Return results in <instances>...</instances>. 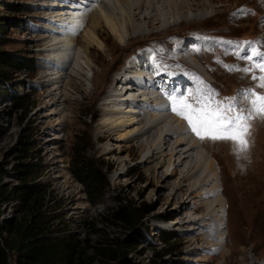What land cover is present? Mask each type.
<instances>
[{"label": "rangeland", "instance_id": "1", "mask_svg": "<svg viewBox=\"0 0 264 264\" xmlns=\"http://www.w3.org/2000/svg\"><path fill=\"white\" fill-rule=\"evenodd\" d=\"M84 1L91 2L0 0V51L20 63L17 69L0 68V185L8 191L13 187L21 188L25 183L34 189L35 198L21 209L15 202L1 204V220L25 223L32 218L39 226L49 227L43 237L47 241L71 239L77 242L78 251L83 257H89L86 260L89 264L117 263V259L111 260L112 257L93 255L92 247L99 244L103 248L111 241L116 243V250L122 252L120 264H264V118L252 120L250 136V144L258 140L253 154H263L255 161H249L246 170L241 169V180L234 176L238 166L231 159L226 160L225 156L231 152H222L224 144L225 147L233 144L196 138L188 130L186 121L171 111L169 100L168 110L176 120L182 121L186 132L181 138L189 137L190 144L197 143V148L189 154L200 153L203 157V166L195 175L189 176L190 180L182 179L184 166L178 167L174 175L164 177L163 167L155 169L154 163L146 162L153 153L124 137L133 123L123 124L121 128L114 125L118 128L113 129V135L107 140L101 139L110 127L105 120L106 112L110 109L127 111V105L123 104L128 103L118 102V96L125 93V86H133L121 76L134 60H140L145 68L165 73L169 80L165 81V76L158 74L159 79L166 87L180 85L184 96L196 93L188 84L192 78L198 84L197 89L214 91L217 100L236 98L237 110L248 109V101L239 95L250 88L264 92L252 78V73L261 74L256 73L255 68L252 73L240 74V68H251L252 65L247 64L240 52L237 56L241 60L235 61L238 66L234 59L238 45L241 47L245 41L259 45L258 41L264 39V0H173L171 3L148 0L151 7L144 12L152 20L160 21L162 27L174 23L179 26L165 33L154 31L144 39H130L125 45H118L107 31H103L101 51H92L93 62L88 64L79 45L65 46L62 59L66 55L71 67L81 68L87 82L76 79L68 90L63 91L65 96L52 104L46 91L52 97H58L60 90L41 84L40 78L52 72L49 66H42L43 59L51 58L44 52V45L51 38L42 39L49 36L52 27L57 28L59 18L68 21L71 13H74L73 18L84 14ZM94 2L90 13L100 9L99 0ZM70 4L79 8L66 9ZM8 5L11 7L7 8ZM60 12L63 15H59ZM111 17L119 20L117 13ZM75 33L81 38L84 30ZM215 38L232 40L234 52L226 56L224 43ZM175 46L183 49L182 61L178 60L182 50L178 51ZM259 49L264 50V47ZM105 67H112V77L119 78L120 82L100 77L98 85L94 86L91 79L97 74L101 76ZM187 70L201 74L207 81H197L191 72L190 77L185 75ZM66 72L70 73V69ZM244 75L249 79L243 78ZM127 94L126 98H130ZM138 96L136 94L135 99ZM121 116L132 117L130 113ZM177 135L166 138L169 142L162 148L165 154L170 153ZM189 143L177 149L184 150ZM81 148H87L86 158L102 167L108 183L106 195L95 206L87 202L82 186L69 172L71 155ZM211 159L217 170L215 181L206 170ZM24 166H27V173H19ZM205 174L211 183L196 185L198 177L201 179ZM23 178L24 182L21 181ZM178 184L181 191L176 189ZM213 186L219 190L216 196L210 193ZM194 190L197 195L189 196L188 192ZM205 192L210 196L203 198ZM217 199L224 205L220 212L213 206L215 218H220L221 223L220 227L215 225L214 231L225 238L219 251L212 252L217 242L212 240L205 245L209 230L196 234L197 230L192 227L205 220L206 205L209 207ZM193 201L197 203V211L192 210L193 205H188ZM186 204L187 208H184ZM120 207H125L127 214L136 212L137 222L132 228L116 220L114 212ZM162 235L166 236L165 241ZM12 237L5 235L7 244ZM7 254L8 264H13L14 254L10 251Z\"/></svg>", "mask_w": 264, "mask_h": 264}, {"label": "bare ground", "instance_id": "2", "mask_svg": "<svg viewBox=\"0 0 264 264\" xmlns=\"http://www.w3.org/2000/svg\"><path fill=\"white\" fill-rule=\"evenodd\" d=\"M88 1H91V2L88 3L84 1V4H85V6L83 7L84 14H80L76 18H73L72 16L74 13L73 14L71 13L72 16L67 18L68 21L65 18L64 19L59 18L58 20L59 27L58 26L57 28L52 27V31H49V36H45L42 39V40L44 39L46 40V38L48 39L51 38L48 41V43L44 45L45 47L44 52L47 53V56L51 58H49L48 60H46L47 58L43 59L42 66L43 64L44 66L45 65L49 66L52 72L49 74L46 73L40 78V81L42 82L41 84L45 86L49 84L52 88H55L54 90H60V93H58L59 94L58 97H52V94L49 93V91H46V94H48V96L51 97L49 100L52 102V104H57L59 102L60 98H62L64 95L63 91L68 90L69 87L75 83L76 79L81 80L82 82L83 80L84 82H87L86 74L81 70V68L75 69L74 66L71 67L70 58H68L66 55H64L62 59V55L64 54V51L66 49L65 46H69V44H73V43L76 45H79L83 53V58L87 61V64H88V63L93 62V56L91 52L92 51L97 52L98 50L101 51L102 44L100 41V37H101L100 35L103 31H107L113 37L114 42L118 43V45H125L126 42L130 39L131 40L144 39L146 36L150 35L154 31L158 33H163V32L165 33V32L170 31L171 28H174L175 26H179L178 24L174 23V25L167 24L162 27L160 24V21L155 22V20H152V17L148 16L144 12L145 10H147L148 8L150 9L151 7L150 6L151 1L149 2L148 0H99L100 9L97 10L96 12H91L92 15H90L91 14L90 10L91 8H93L92 3L94 1H95L94 3H96L98 2V0L97 1L88 0ZM163 1H167L168 3L173 0H163ZM176 1H179V0H176ZM189 1H193V0H189ZM87 7H90V9L86 10ZM74 8H79V7H77L76 5L71 6V4L66 7V9H69V10H72ZM133 11H135L136 13H133ZM85 13L86 15L87 14L88 15L86 16ZM114 13H117V15L119 16V20H114L111 17L112 14ZM61 14L63 15L62 12L59 13V15ZM79 17H81V19H79ZM133 23L136 25L134 26ZM81 29L82 31L84 30V34L82 35L81 38H78L76 37L75 32L78 33V31H80ZM254 44L255 45L250 50L251 53L253 49H255L258 52L262 51V53H264V50L259 49L260 47L259 45H257L256 43ZM114 47H116L115 48L116 50L118 49L117 45H114ZM176 49L179 51V49L181 48L178 49V46H177ZM189 49H191V47ZM181 50L182 51H180L181 53L179 54L180 57L178 58L179 61H182L181 59L183 57V49ZM115 51H112V52L114 53ZM189 52H190L189 54L192 55V51H189ZM250 52H247V51L240 52V56L242 55L241 57L244 58L247 64L253 65L254 63L261 62V57L259 56L254 57L252 61L247 60L244 54L246 53L250 55ZM56 58H58V60H56ZM69 69H70V73H67L66 71ZM141 69H142L141 61L134 60L133 62H130L129 65L125 67V69L122 71L123 76H121V79L130 81L133 83V86H125L126 91L129 90L127 91L128 94L125 91V93L119 94L122 96H118L119 97L118 102L126 101L128 103V104H123V105H127L125 109L127 111L124 112V111H119L115 109L114 110L110 109L106 112L107 118H105V120L108 121V125L110 127L109 129L103 132V134L101 135V139L103 140L109 139L111 137V134L114 128H118V127L121 128V125L123 124L126 125V123H129V122L133 123L132 129L126 132L124 137L126 140L129 139L131 142L136 143L139 148H144L147 152L153 153L150 158L146 159V162L154 163L155 169L163 167L164 177L168 174L169 176L174 175L177 172L176 169L178 167L184 166L185 171L181 172V174H182V179H185L186 181L189 179V176L191 175L193 176L195 175V173L198 172V170L200 169L199 167L203 164V157L200 153H197L194 156L189 154L190 151L197 148L196 146L197 143L195 144L192 142L190 144L187 139L189 137L181 138V136L184 135V133H186L184 131V127H182V121L176 120L174 116L167 118L164 115V110H162L158 105L155 104L156 100L154 96H151L147 88L144 86L145 85L144 73L142 72L143 69L142 70ZM111 71H112V67H105L104 73H102L101 76H99L98 74L94 75L93 78L91 79V83H93L94 86H97L99 82L98 78L100 77L102 80L104 79L106 81L111 80L112 82H116V83L120 82L119 78L112 77ZM188 71L191 72V75H193L197 79V81H200L202 83L207 81L206 77H203L201 74H197L194 71H190V70ZM145 72H147V74L149 73L147 69L145 70ZM239 72L240 74L245 73L244 71H242V68L239 69ZM255 72L261 74L258 69H255ZM243 78L249 79V76L247 77L246 75H244ZM248 79H246V81ZM150 80L156 84V90L160 91L162 95L164 96V98L166 99L167 109L169 107V103H168L169 95H175V96L184 95L183 89L180 85L176 86V84H174L173 87H166V83L163 82L161 79H159V75L156 73H154V75L150 77ZM141 85H143V88L140 87ZM250 89L255 90V88H250ZM130 90L138 94L139 98L135 99L136 94L134 95ZM257 92L260 94H264V92H260V91H257ZM125 94L129 95L130 98H126ZM61 100L63 101L65 100V98ZM239 102H240V99H239ZM127 113H130L132 117L129 116L128 118L127 117L124 118V116H121V115H126ZM167 119H168V122H167ZM114 125H118V127H115ZM161 130L162 132H164V134L161 132ZM257 130L258 128L256 129V131ZM175 134H178V135L176 136V140L173 143V147L170 149L169 154H165L164 149L162 148L164 145H166L169 142V141L167 142L166 138L168 136L173 137V135ZM253 138L255 139L256 136L254 135ZM257 141L258 140L256 139L254 144H250L249 150L246 153H241V154H238L236 151H234V146L228 147V145H226L227 147H225L224 146L225 144L224 145L220 144V145H223L222 148L224 150L222 149V152H227V153L231 152L230 155L227 154L225 156L227 157L226 160L231 159L232 163L238 166L236 169H234L235 170L234 176L236 177V180H241L242 172L240 173V171L241 169L243 170L247 169V167L249 166V161H255V159H257L263 154V153H260L259 156H256L253 154L254 147ZM186 143H189V146L187 148H185L184 150L177 149ZM151 149L152 151H149ZM220 149L221 148H218L217 150H220ZM214 153L215 151L213 152V156H214ZM173 165H175V167L170 171ZM206 170L207 172H209V175L213 176V181H215L216 179L215 172L217 170L215 171L214 162L212 159L209 161ZM206 174L205 176L203 175L201 179L198 177L196 185L203 186L207 184L208 182H210ZM176 189L178 191L179 190L181 191V185L178 184ZM196 190L190 191V192L187 191V192L189 193V196H192L194 194L197 195ZM210 193L213 196H216L219 193V190L216 186H213ZM208 195L210 196L209 193L205 192L202 195V197L205 198ZM198 197L200 198L201 195L198 194ZM179 199L183 200V196H180ZM189 204H191V206L193 205L192 207L193 211L198 210L197 203L193 201V202H188V205ZM223 205L224 204L222 203L220 199H217V201H215L214 203L212 202L209 207L208 205H206L207 207H205L206 208L205 211L207 214L204 216L205 218L203 217L205 220L200 221V223H196L195 226L192 227V230H197L196 234L205 233L204 231L209 230V233H208L209 236L205 240V245H209V243L212 240H216L217 242L216 247H213V249H211L212 252L219 251L218 249L220 248L225 238L223 235H217L216 232L214 231L215 225L220 227L221 223H220V218L219 219L215 218L216 214L214 213L213 209L218 207L219 212H220ZM184 208H187V204L186 206H184ZM189 222H191V219L189 220ZM222 254L223 255L221 257L224 258L225 255L224 253Z\"/></svg>", "mask_w": 264, "mask_h": 264}, {"label": "trees", "instance_id": "3", "mask_svg": "<svg viewBox=\"0 0 264 264\" xmlns=\"http://www.w3.org/2000/svg\"><path fill=\"white\" fill-rule=\"evenodd\" d=\"M11 7V6H10ZM9 5L7 8H10ZM16 8V7H14ZM1 20V19H0ZM1 43V40H0ZM20 63L6 52L0 51V68L17 69ZM87 148L74 150L70 160V175L74 178L83 189L87 202L91 206L100 203L106 195L108 183L102 167L97 166L95 161L86 158L84 155ZM24 170L19 171L21 174L27 173V166ZM22 182L25 178L21 179ZM34 189L22 183L21 188H11L10 190L2 189L0 185V206L15 202V206L20 209L27 207L31 200H35ZM125 207H120L114 212V216L121 224L132 228L136 224V212L126 213ZM0 211V264H8V254L10 251L14 254L13 264H89V257L82 255L78 243L71 239L47 241L44 235L49 231V227L39 226L32 218L25 223H16L11 220L2 221ZM13 236L9 244L5 240V235ZM162 240L166 236H161ZM165 241V240H164ZM97 244L92 247L93 255L101 257H112L111 260L117 259L116 264H120V249L116 250V243L111 241L105 247H99ZM118 247V246H117ZM119 248V247H118Z\"/></svg>", "mask_w": 264, "mask_h": 264}, {"label": "snow or ice", "instance_id": "4", "mask_svg": "<svg viewBox=\"0 0 264 264\" xmlns=\"http://www.w3.org/2000/svg\"><path fill=\"white\" fill-rule=\"evenodd\" d=\"M258 56L261 57V62L242 71L247 74L252 68L258 69L261 75L253 74L252 78L258 81V88L264 89V53L253 49L245 58L252 61ZM216 96L214 91L197 89L195 94L190 92L187 96L169 95L168 99L171 111L186 121L188 130L196 138L201 141L230 142L238 154L246 153L250 147L252 120L257 117L264 118V94L252 89L240 93L249 103L247 110H237L236 98L217 100Z\"/></svg>", "mask_w": 264, "mask_h": 264}]
</instances>
